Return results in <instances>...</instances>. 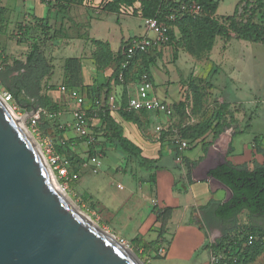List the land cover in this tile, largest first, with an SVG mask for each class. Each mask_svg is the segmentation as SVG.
Returning a JSON list of instances; mask_svg holds the SVG:
<instances>
[{"label": "rangeland", "instance_id": "374dc122", "mask_svg": "<svg viewBox=\"0 0 264 264\" xmlns=\"http://www.w3.org/2000/svg\"><path fill=\"white\" fill-rule=\"evenodd\" d=\"M50 1H52V3L56 2L55 0ZM103 2L104 0H75V2L69 6L68 11L65 13L66 16L62 18V24L65 25L66 20L67 25L63 27L62 35L64 29V32L69 35L65 43L80 39L84 40L87 36L86 26L91 21V31L89 29L91 36L98 39L109 40L113 48H118L121 39H127L131 35L144 36L148 34L150 36H155L153 31L147 29L143 17L134 14V12L121 18L120 23H118L121 15L109 13L104 10ZM182 3L199 4L196 0ZM235 4L236 0H220V7L217 11L221 16L219 19L223 16L232 14L235 10ZM47 7L46 5H42L40 1L36 2V0H0V39L6 42L12 54L22 55L20 54L22 48L17 47L14 40L16 39L18 26L21 23L28 22L25 18L27 13L36 12L39 15H47ZM51 8H54V6L51 5ZM260 16H262V14H259L258 20H260ZM29 17L32 18L31 14ZM60 17H62V14ZM116 19H118V21ZM55 27L58 29L59 21L56 23ZM232 37H235L234 32H232ZM222 39L218 38L213 51L211 53L209 52L210 59L209 53L205 52V55L199 57V62L197 61L196 63L192 62L189 51L180 44H176L175 41L157 48L153 62V65H155L153 66V72L156 76L157 91L164 94L163 92L168 90L169 92L167 93L172 97H177L179 93L181 99L175 102V104L178 105V103L182 102L186 105L175 109L172 120L174 123H183V127L178 128L176 133L177 137L189 140L190 137L196 134H193L194 127H192V124L197 121L204 123L202 120L207 121V119H209L208 122H211V126L209 127L211 131L209 132H214V123L218 120L214 114L218 109L220 94L218 95V93H215L213 90L211 91V88L208 87V82L212 77L213 80L215 78L216 84L221 82L225 83L228 77L227 73L231 70L230 68L235 67L236 70L233 74L235 81L233 84L236 86L240 84L243 89L238 92L235 91L232 96L244 100L243 105L246 107L247 112L244 125L247 118L252 114V111H255L256 115L251 124L244 128L245 130L240 134V137L242 142L249 141L253 138L254 131L256 130L260 140H263L264 102H261L264 101V44L259 42L240 41L234 38L230 41L228 46H226L227 49L224 50V39ZM50 48L48 55L50 56L53 53L54 56L52 57L58 59L59 62L60 55L64 58L69 55L64 53L70 52L68 50L59 52L55 49V46L52 51ZM0 53H2V51ZM12 60L13 59L10 58L9 62L13 63ZM0 66V93L3 94L5 86L2 82V76L5 73V66L3 63H1ZM195 66L199 67L201 73H194ZM218 68L219 70L216 72ZM223 69L226 73L223 72ZM143 73L144 71L140 69L134 74L133 81L135 84L140 82ZM223 74H226L227 77ZM209 75L211 77L208 78ZM61 80L59 75L53 77L51 80L52 83L47 81V84L50 83L53 88H48V86H46L43 92L49 95L51 102L54 103V105L57 104V108L61 110V112H66L68 116H70V112H72L77 105H75L68 93H62L60 91ZM199 91L202 96L205 97L206 95L205 106L208 108L205 110L206 116L200 117V120L193 116L188 119L187 113H191V107H193V105L196 108L200 106V104L196 105L194 102V94ZM229 93L233 94V88L230 91L228 90L226 94ZM255 98H257L256 101ZM260 99L262 100L261 102ZM205 106L201 105V110L205 108ZM240 108L241 106H239V109ZM183 109L184 113L181 112ZM231 110L233 113L235 112L234 108ZM148 111L156 110L148 109ZM57 115L58 113L55 112L45 113L43 123H48V121L51 120L53 121V125L48 127L47 134L41 132L38 136L32 132L27 120L25 121L41 146L46 136L58 139L60 136L64 137V133L67 131L71 132L70 134L74 133L68 125L60 127V123L56 120L54 121ZM91 115L92 113L89 114L90 118ZM150 117L153 122L157 119V116L151 112ZM226 119L228 118H225V120ZM90 122L93 123L94 121L90 119ZM98 123L99 124H92L90 129L92 135L95 137V143L98 146V148H96V155H102L100 157V169L94 171V167L90 163L87 154L89 145L87 140H85L82 141L81 145L78 144L76 148V153L80 157L86 159V162L78 169L80 172L79 178L76 181L66 182L63 181L57 173H55V178L57 182L65 188L74 203L90 216L95 223L103 230L115 235L129 251L132 250L138 256L142 264H151L155 254L153 251H151L150 254H146L142 247V242L151 241L155 230L159 226L155 225L152 220L153 207L156 204L153 201L147 202L143 196L144 190L140 188V186L144 187V177L146 176L145 169L147 168L141 164L142 159L139 156L128 154L117 144L112 143L113 141L107 140L101 129V122L99 121ZM244 125L242 127H244ZM187 128L190 137L185 136L187 133H184V131L181 132L182 129ZM39 130L42 131L41 129ZM74 134L79 135L78 132ZM204 135H206V133ZM201 137L202 136L199 138ZM213 137L215 139L217 136ZM174 138L173 136L171 139H173L175 153L177 151L182 153ZM108 144H114L113 147L115 148V152H109L112 147L109 146V148L107 146ZM104 146L107 147L105 148ZM93 151L95 154L94 147ZM70 172H74L72 167H70ZM244 213L247 212H243L238 218L239 226L241 227L250 223L249 216ZM258 226L264 227V225L260 224H258ZM247 264H264V251L255 257L253 262Z\"/></svg>", "mask_w": 264, "mask_h": 264}, {"label": "crops", "instance_id": "0c3cea01", "mask_svg": "<svg viewBox=\"0 0 264 264\" xmlns=\"http://www.w3.org/2000/svg\"><path fill=\"white\" fill-rule=\"evenodd\" d=\"M37 1H40L42 5L48 6L47 15H39L36 12H28L29 14L27 13L25 18L28 20V22H32L35 16H48L52 25L51 36L53 38L52 40H49L44 53L54 65V74L51 76V79H47L46 81H44V84H47V81L52 83V78L59 75L62 79L60 82V91L62 93L69 94V92L62 91L61 86H66L65 81L68 79L67 77L73 74L74 77L78 78V84L74 88H69V86L68 88H66L67 90H80L86 97V103L83 107L85 108L86 112L88 111V109L90 112L94 111L97 108L95 106L92 107L94 103H92V97H90L87 92L91 91V88L96 90L99 85L105 84L109 81L111 86L110 94L115 95V103H117L116 100L120 102L119 105L116 104V108L113 111L118 115L116 110L121 105L120 97L122 95V92L126 90L129 98L136 95L137 87L140 82L138 84H135L133 80L129 79L127 84L124 85L122 74L119 80L113 78L112 74L115 70L116 63L113 62V59L107 58L102 60V58H98L97 56H95L94 53L95 51H97L98 46L94 41L98 40L109 43L111 50L116 53L120 49V46L122 45L124 40H131L143 36L131 35L127 39H121L118 48H113L109 40L98 39L91 36V21L86 26L87 36L84 40L80 39L75 40L74 42L69 43L68 41V43H65V41L68 40L67 38L69 37V35L64 32L65 29L63 30L62 35L63 27L67 26L66 20L65 25L62 24V18L66 15L60 13L58 9L55 8V2L52 3V1L50 0H36V2ZM238 1L239 0H236V4ZM51 5H53L54 8H51ZM135 6L139 7L140 2L137 1L135 3ZM219 7L220 0L217 11L219 10ZM217 11L214 16L216 18H219L221 16ZM30 14L32 18L29 17ZM61 14L62 17H60ZM127 14H129L128 11L126 14H124V12L120 14L121 16L119 18V21L118 19H116L118 23H120L121 18H124ZM58 21L59 27L58 29H56L55 26ZM16 34L17 35L14 42L17 47L22 48V50L20 51V54H22L21 56L12 54V51L8 49L6 42L0 39L1 48L4 50V53H0V55L3 57L8 56L9 58L13 59L12 61H14L15 59L22 60L26 53L30 50L29 45L26 42L18 41V31L16 32ZM144 36L155 38V36H150L148 34ZM218 38L222 39V37L220 36L215 39L210 53L213 51ZM234 38L238 39L236 37H232L227 42L222 39L224 50L227 49L226 46H228L230 41ZM238 40L247 41L242 39ZM162 44L163 43H158L157 48L164 46V44ZM54 46L55 49L59 52H65L66 50L70 51L64 53L66 55H69L64 58L62 55H60L59 62L58 59L52 57L54 56L53 53L50 56L48 55L49 48L51 47L50 50L52 51ZM149 54H151L150 56L154 57L156 51L150 52ZM189 56L192 62H199L198 57L192 54ZM69 58H77L80 62L81 67L77 69L71 68V70H68V68L66 67V62ZM0 63L2 62L0 61ZM139 64H141V58L137 59L134 63V66L131 68L130 78L131 76H134L132 75V73H135V70L137 69ZM153 66L155 65L152 64L150 68V74L152 78V80H150L154 85V94L164 100H167L171 104L173 102L179 101L181 99L179 93L177 94V97H172L167 93L169 92L168 90H165V92H163L164 94L157 91L155 79L156 76L153 72ZM230 69L231 70L229 71V73H227L228 77L226 76V74H223L225 77H227L225 83L221 82L219 84H216L215 78L213 80L210 75L208 76V78L211 77L209 81L212 80L211 82L213 84V86L211 87V91L213 90L215 93H218V95L220 94L218 102H226L230 105L229 108L233 107L235 109L233 117L234 120H232L231 116L228 115V121L224 124L222 131L217 135L215 139L213 137V132H207L206 135L202 136L201 138H197L194 144L195 146L188 148L185 152H183L182 161H179L177 159L174 151L173 139H171L173 138V136L175 138L177 137L176 133L178 131V129L175 127L177 123H174V121L172 120L173 116L167 117L158 111H148L147 109H145V114L142 115L140 117V120H138L136 123L125 121L123 119L121 120L119 118L122 122L125 136L141 148L142 152L139 157L154 159V162L144 166L145 168H147L145 169L146 176L144 177V187L140 186V188L144 190L143 196L145 200L147 202L153 201L156 204L153 207L152 220L153 223H155V225H158L159 227H157V229L155 230L152 240H156L157 238H159L160 233L163 232L161 236L162 244L159 250L161 256L160 258H153L151 264H210L212 245L216 244L217 241L220 240L224 235L228 233L235 234L236 232L240 231L241 226H239L238 218L243 212H247L244 214H247V216H249L248 210H243L238 214L237 222L232 224L231 222L227 223L220 221L215 216V208H208V205L211 203V201L226 202L232 196L231 191L222 182L212 177V175L210 174V171L212 169L228 161L233 163L234 165H246L250 169H253L256 164L264 163V139L255 141V138L258 137L257 131H254V136L249 141L242 142V139L240 137V134L245 130L244 128L248 127L251 124L253 118L256 117V115L255 111H252V114L247 118V121L244 125V120L247 116L246 107H244L243 105L244 100L232 96L234 95L235 91L238 92L239 90H242L243 87L240 84L239 86L233 84L235 81L233 74L236 69L235 67H231ZM218 70L219 68L216 70V72ZM223 72L226 73L224 69ZM194 73H201V70L198 66H195ZM144 74H147L149 77V74L146 72L142 74V77ZM50 83L48 85H50ZM232 88L233 94H226L227 91H230ZM45 89L46 87L44 88V90ZM85 91L86 93H84ZM256 100L257 98H255V101ZM261 101L262 100L260 99V102ZM73 102L77 106L72 110V112H70V116H68L66 112H61V110H59L58 115L54 119L60 123V127H65L66 125H68L75 133L77 132V130L74 124L73 112L77 108H79V105L74 100ZM263 102L264 101H262L261 103ZM236 105L241 106V108L239 109V106ZM27 108V105L20 107V112L25 113L28 111H32L35 108L41 109V111L43 112L42 108L39 105H32L30 108ZM203 109L207 110L208 108L205 106V108ZM150 112L157 116V119L154 122L151 120L152 118L150 117ZM98 115L99 114H97V112L92 113L90 119H92L94 122L91 123L89 120L90 126L96 123L99 124L98 122L100 121V118ZM216 122L217 121H215L214 124H216ZM243 125L244 127H242ZM159 126L161 127L160 130L157 129V127ZM262 131H264V128L262 129ZM70 133L71 132L68 131L64 133V139L68 140V143L71 145V149L76 152L77 145H81L82 141H85L86 139L85 136H81L79 133V135ZM51 138L53 139V137ZM87 142L89 145V147L87 148L88 159L94 167V164L91 161L92 157H89V150L91 149V146H93L95 148L94 155H96V148H98V146L95 142L91 144L89 140H87ZM112 143L116 144L115 141H113ZM107 146L112 147L109 152L114 151V144H108ZM107 146L104 147L106 148ZM101 156L102 155L100 154L99 157ZM63 158L66 161L67 158L65 156H63ZM168 208L171 209V213L165 218V225L163 226L161 221L156 220V210L158 209L164 211ZM161 250L162 252H160Z\"/></svg>", "mask_w": 264, "mask_h": 264}, {"label": "trees", "instance_id": "16d2710c", "mask_svg": "<svg viewBox=\"0 0 264 264\" xmlns=\"http://www.w3.org/2000/svg\"><path fill=\"white\" fill-rule=\"evenodd\" d=\"M55 1V8L63 14H65L69 6L75 2V0ZM137 1L140 2L139 7L135 6ZM186 1L190 0H104L103 9L109 13L115 14H121L123 12L126 14L127 11L128 13L134 12V14H138L143 17V19L146 17H158L161 21L169 25V40L163 44L167 45L175 41L176 44H180L183 48L188 50L190 54L198 58L203 57L205 52L209 53L211 51L217 36H221L224 41L227 42L232 38V32H234L235 37L238 39L264 44V0H239L233 14L223 16L220 19L214 16L219 6V0H196L201 6L197 14H191L181 9L182 2ZM259 14H262V16L259 17L260 20H258ZM171 15H173V18H170ZM51 30L52 25L48 16H35L32 22L21 23L18 30V41L26 42L30 50L22 60L15 59L13 63L9 62L10 58L8 56L0 57V61L5 66V73L2 76L5 91L12 94L14 101H16L20 107L27 105V107L30 108L32 105H39L42 108L43 112L41 111L40 113L41 117L38 122V128L41 129V132L44 134H47L48 127L53 125V121L51 120H49L48 123H43L45 113L59 112L57 104L54 105L49 95L43 92L46 86H48V88H53L52 85L44 84V81L51 79V76L54 74V65L44 53L49 40L53 38L51 36ZM129 40L130 39L124 40L116 53L111 50L109 43L95 40L94 42L97 44L98 49L95 51L94 55L98 58H102V60L107 58L113 59V62L116 63L115 70L112 74L113 78L119 80L122 74L124 85L127 84L129 79H134V76L130 78V70L134 66L135 61L141 58V64L138 65L135 73L141 69L148 73L152 80L150 68L153 64L154 57L150 56L151 54L149 53L156 51L157 44L150 47L147 51L137 52L130 60V63L126 67H123L122 64L126 60V43H128ZM1 51L4 53L0 45V52ZM66 67L68 70H71V68L77 69L81 67V65L77 58H69L67 59ZM134 74L132 73V75ZM67 78L68 79L65 81L67 88L68 86L69 88H74L78 84V78L74 77L73 74ZM208 83V87L211 88L213 86L212 82L209 81ZM84 93H86V91ZM110 93L111 86L109 81L99 85L96 90L91 88V91H88L87 94L92 97V103H94L92 107L95 106L97 109L90 112H97V114H99L101 129L107 140L115 141L125 152L139 156L142 150L125 136L121 120L123 119L136 123L139 117L145 114L146 110L129 109V97L125 90L120 97L121 105L116 110L118 113L117 115L113 112L114 110L111 109L109 104ZM194 95V102L196 105L200 104V106L196 108L193 105V107H191V113H187V117L189 119L193 116L200 120V117L206 116L205 110H201L200 108L201 105L205 106L206 104V95L205 97L202 96L200 91ZM116 102V104L119 105L120 102L118 103V100H116ZM185 105L186 104L182 102L178 103V105L173 102L172 107L174 113L175 109ZM90 112L88 109V120H90ZM181 112L184 113V109ZM228 115L234 120V113L229 108V104L226 102L219 103L218 109L214 114L218 119L214 125V136H217L219 132L222 131L224 124L229 119ZM225 118L228 119L225 120ZM208 120L209 119H207V121L202 120L204 123L197 121L192 124V127H194L193 134L196 133L192 137L188 135L190 134L188 128L181 130V132L184 131V133H187L185 136L190 137L188 140L190 143L189 148L195 146L194 144L197 138L210 131L209 127L211 126V122H208ZM175 127L177 129L181 128L183 127V123L178 122ZM85 139L89 140L88 137H85ZM257 140H260V138L256 137L255 141ZM54 147L58 153L67 158L65 162L69 164V168L72 167L74 172L80 173L78 169L86 162V159L80 157L71 149L68 140L60 136V138L54 139ZM91 155H94L93 146H91L89 150L90 158L92 157ZM175 155L177 157L179 152L177 151ZM141 159V164L144 166L154 162V159L146 157H142ZM210 174L228 186L232 193L231 198L226 202L211 201L208 205V208H215V216L220 221L227 223L231 222L232 224L237 222V216L243 210H248L250 217V223L248 225L241 227L240 231L235 234L228 233L224 235L216 244L212 245V249L219 250L229 248L230 251L234 252L233 254L240 257L242 264L253 262L254 258L264 251V227L258 226V224L255 223L256 219H264V163L256 164L253 169H250L246 165H234L228 161L212 169ZM62 180L65 181L64 179ZM170 213L171 209L169 208L164 211L157 209L156 220L161 221L164 226V220ZM162 233H160V237L156 240L142 242L145 253L150 254L151 251H153L155 254L153 256L154 259L160 258L161 256L159 250L162 244ZM249 235L256 236V239L252 245L246 246L244 243L247 242Z\"/></svg>", "mask_w": 264, "mask_h": 264}, {"label": "water", "instance_id": "95a60500", "mask_svg": "<svg viewBox=\"0 0 264 264\" xmlns=\"http://www.w3.org/2000/svg\"><path fill=\"white\" fill-rule=\"evenodd\" d=\"M26 118L0 93V264H142L54 185Z\"/></svg>", "mask_w": 264, "mask_h": 264}, {"label": "built area", "instance_id": "2783aa9c", "mask_svg": "<svg viewBox=\"0 0 264 264\" xmlns=\"http://www.w3.org/2000/svg\"><path fill=\"white\" fill-rule=\"evenodd\" d=\"M181 9L191 14H197L200 11L201 6L199 4L182 3ZM170 18H173V15H171ZM144 23L147 29L155 33V38L143 36L128 41L125 48L126 60L122 64L123 67H126L130 63V60L135 56L137 52L147 51L153 45L158 43H165L169 40V25L166 22L161 21L158 17H146L144 18ZM61 90L69 92L70 97L79 105V108H77L73 112L74 124L77 132L81 136L88 137L90 143H94L95 137L90 131L87 112L83 107L86 103L85 95L78 89L67 90L66 86L64 85L61 86ZM2 96L19 116H27L26 120L32 132H34L37 136L40 135L41 131L38 128V120L40 117L41 109L36 108V112L34 113V109L32 111L22 113L20 112V105L16 101H14L13 96L10 92L4 91ZM109 104L111 109L114 110L116 108L115 96L113 94H111L109 97ZM128 108L137 110L153 109L164 114L167 117H172L174 114L172 104L154 94V85L147 74L143 75L142 80L138 84L137 94L129 98ZM160 128V126L157 127L158 130H160ZM175 140L177 146L182 151V153H179V155L177 156V159L179 161H182L183 151L190 147V143L188 140L180 139L178 137H176ZM41 144L48 163L60 178L68 182L77 180L79 178L78 172H70L69 164H67L63 156L55 150L54 142L51 137H44ZM91 161L94 164V171H98L101 163L99 155H94L91 158ZM255 239L256 236L249 235L247 242H245L244 245H252ZM160 252H162V250ZM233 253L234 252L230 251L229 248L219 250L212 249L210 264H242L240 257Z\"/></svg>", "mask_w": 264, "mask_h": 264}, {"label": "bare ground", "instance_id": "6f19581e", "mask_svg": "<svg viewBox=\"0 0 264 264\" xmlns=\"http://www.w3.org/2000/svg\"><path fill=\"white\" fill-rule=\"evenodd\" d=\"M53 178H54V179H53V183H54V185H56V186L60 189V184L57 182V180H56L55 177H53ZM61 193L64 194V195H66V196H68V194H67V192H66V190H65L64 187H61ZM76 207H77V206H76ZM76 209H77V208H76ZM95 225H96V224H95ZM124 248L126 249V251L132 253L131 251H129V249H128L127 247H124Z\"/></svg>", "mask_w": 264, "mask_h": 264}, {"label": "flooded vegetation", "instance_id": "af4514ba", "mask_svg": "<svg viewBox=\"0 0 264 264\" xmlns=\"http://www.w3.org/2000/svg\"><path fill=\"white\" fill-rule=\"evenodd\" d=\"M255 223L260 224V225H264V219H256Z\"/></svg>", "mask_w": 264, "mask_h": 264}]
</instances>
